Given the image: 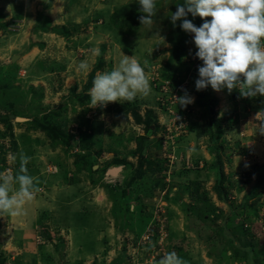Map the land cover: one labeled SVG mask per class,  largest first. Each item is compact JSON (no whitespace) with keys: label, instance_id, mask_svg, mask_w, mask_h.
I'll use <instances>...</instances> for the list:
<instances>
[{"label":"rangeland","instance_id":"1","mask_svg":"<svg viewBox=\"0 0 264 264\" xmlns=\"http://www.w3.org/2000/svg\"><path fill=\"white\" fill-rule=\"evenodd\" d=\"M183 2L156 0L144 26L138 0H0V174L23 153L39 188L0 215V264H156L173 251L264 264V97L195 89L202 62L169 18ZM121 52L152 93L92 107L93 79Z\"/></svg>","mask_w":264,"mask_h":264},{"label":"clouds","instance_id":"2","mask_svg":"<svg viewBox=\"0 0 264 264\" xmlns=\"http://www.w3.org/2000/svg\"><path fill=\"white\" fill-rule=\"evenodd\" d=\"M140 25L150 26L157 15L156 0H138ZM199 17L203 22L196 26L187 17ZM210 19H206L209 18ZM170 22L190 34L196 48L195 58L199 66L195 89L209 86L215 92L234 89L242 98L264 97V0H184L176 5ZM111 71H104L93 79L89 89L92 107L104 108L113 102H132L152 93L149 77L144 67L134 57L123 55ZM86 61L79 63L86 70ZM183 95L174 97L182 108L194 102L186 89ZM255 134L264 136V109L255 114ZM15 159V157H13ZM19 171L0 174V215H19L26 201L39 191L38 180L28 174L31 157L21 154ZM18 185V188L16 187ZM156 264H188L176 252L165 253Z\"/></svg>","mask_w":264,"mask_h":264},{"label":"trees","instance_id":"3","mask_svg":"<svg viewBox=\"0 0 264 264\" xmlns=\"http://www.w3.org/2000/svg\"><path fill=\"white\" fill-rule=\"evenodd\" d=\"M6 120V119H5ZM152 133V129L149 128V125L147 124L145 127V136L143 137L144 139H147V137Z\"/></svg>","mask_w":264,"mask_h":264},{"label":"water","instance_id":"4","mask_svg":"<svg viewBox=\"0 0 264 264\" xmlns=\"http://www.w3.org/2000/svg\"><path fill=\"white\" fill-rule=\"evenodd\" d=\"M13 60H15V59H13ZM116 172H117V170H112V171H110V174L114 175V174H116Z\"/></svg>","mask_w":264,"mask_h":264},{"label":"built area","instance_id":"5","mask_svg":"<svg viewBox=\"0 0 264 264\" xmlns=\"http://www.w3.org/2000/svg\"><path fill=\"white\" fill-rule=\"evenodd\" d=\"M191 59H195V58H193V56L191 57ZM197 61L199 62V63H201L202 61H200L199 59H197Z\"/></svg>","mask_w":264,"mask_h":264},{"label":"crops","instance_id":"6","mask_svg":"<svg viewBox=\"0 0 264 264\" xmlns=\"http://www.w3.org/2000/svg\"><path fill=\"white\" fill-rule=\"evenodd\" d=\"M38 264H42L41 260L38 261Z\"/></svg>","mask_w":264,"mask_h":264},{"label":"bare ground","instance_id":"7","mask_svg":"<svg viewBox=\"0 0 264 264\" xmlns=\"http://www.w3.org/2000/svg\"><path fill=\"white\" fill-rule=\"evenodd\" d=\"M44 23V22H43ZM40 32V31H39Z\"/></svg>","mask_w":264,"mask_h":264}]
</instances>
